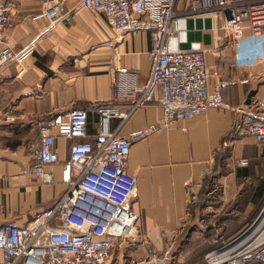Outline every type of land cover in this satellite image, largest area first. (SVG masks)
<instances>
[{"label":"crops","instance_id":"crops-1","mask_svg":"<svg viewBox=\"0 0 264 264\" xmlns=\"http://www.w3.org/2000/svg\"><path fill=\"white\" fill-rule=\"evenodd\" d=\"M0 1L8 8L4 43L14 51L34 48L22 65L0 68V226H22L53 207L69 188L63 181L62 165L77 140L56 138L59 162L46 167L53 181L44 183L32 171L40 123L56 113L85 109L90 135L86 140L93 141L99 132L98 108L127 113L139 98L151 68L147 52L152 36L150 32L116 33L104 15L84 9L81 0ZM188 2L178 0L177 8L185 9ZM54 6L70 20L52 24L46 12ZM202 21L198 19L194 26L184 19L180 42L174 40L173 46L188 48L191 42H201L212 89L220 82L228 83L223 90L224 105L193 120L164 126L132 144L126 162V170L137 179L131 201L138 215L132 245H136L138 234L149 241L189 236L192 228L184 226L202 219L192 214L190 206L201 199L204 189L209 195L220 190V203L205 208H213L211 217L217 220L212 225L226 226L224 236L228 238L236 210L243 224L264 204V144L251 135H239L244 115L264 118V107L258 105L264 101V60L252 55L239 61L221 29L222 20H206L205 27ZM247 50L253 53L254 48ZM119 67L134 71L135 79L119 74ZM119 86L130 93L120 92ZM162 118L158 94L122 126L119 116L111 117L109 129L129 135ZM240 159H246L247 164L238 165ZM223 211L230 216H220Z\"/></svg>","mask_w":264,"mask_h":264},{"label":"built area","instance_id":"built-area-1","mask_svg":"<svg viewBox=\"0 0 264 264\" xmlns=\"http://www.w3.org/2000/svg\"><path fill=\"white\" fill-rule=\"evenodd\" d=\"M80 2L84 9L104 15L118 34L150 32L152 45L147 52L150 72L129 112L117 113L112 107L97 109L99 132L93 141L86 140L90 135L85 109L56 113L40 123V141L33 150L32 171L44 183H51L53 174L46 167L59 162L56 138L77 140L62 165L63 181L69 188L53 207L37 213L28 224L0 226V264H106L116 243L135 233L138 215L131 201L137 179L126 170L132 144L151 137L164 126L193 120L224 105L223 90L228 83L220 82L212 89L206 49L201 42H191L188 48L173 46L174 40L180 42L184 19L194 26L202 19L205 27L206 20L213 22L220 18L239 61L252 55L264 60V0H189L183 10L177 8L178 0ZM46 15L52 24L70 20L57 6L48 9ZM7 23L8 8L0 1V68L11 63L22 65L34 51L33 46L14 51L4 43ZM248 47L254 48L253 53H247ZM116 71L128 76L130 81L136 77L127 67ZM119 91L130 93L123 86H119ZM158 94L163 109L160 121L129 135L110 131L111 117L119 116L122 126L136 109L152 103ZM258 105L264 107V101ZM239 135H251L264 144V118L252 113L244 115ZM237 163L246 165L247 160L240 159ZM263 212L264 207L255 223ZM249 231L225 242H215L205 255V264H264V230L253 243L251 237L255 231ZM239 240L244 243L240 244ZM143 256L127 264L164 261L151 247Z\"/></svg>","mask_w":264,"mask_h":264},{"label":"rangeland","instance_id":"rangeland-1","mask_svg":"<svg viewBox=\"0 0 264 264\" xmlns=\"http://www.w3.org/2000/svg\"><path fill=\"white\" fill-rule=\"evenodd\" d=\"M216 189L217 191H215L212 195L207 194V189H204V191L202 190V193L200 194L201 199H198L196 203L191 204L190 211L192 212V214H198L202 219L199 220L198 224L196 225L184 226V228H192L191 232H189V236L177 235L173 240L149 241L145 240L144 237L138 234L135 243L136 245L131 244V241H133L132 238L129 241L126 237L116 243L115 249L113 251L114 256L112 260H109V262L106 264H127V262H129V260L131 259L141 260L144 257V251L148 247H151L160 257H162L166 264H205V255L213 247L215 242H225L228 239V237L224 236L227 232L226 226L224 227V229H222L219 226L212 225L215 224L214 220H217L211 217L213 208H205L207 204H213V206H216L218 203H220V190L218 188ZM263 207L264 204L262 206H259V208H257L243 224H241V221L243 219H238L240 215L238 214V212H236V210L235 215L237 217H235L234 223L229 225V230L233 229V233H231L229 236H231V238L237 237L239 236V234L247 231V229L251 230L252 228H254V226L259 223L257 221V223L255 224V221L259 217ZM222 215L228 216L229 213H220V216ZM263 215L264 212L261 214L259 221L260 219H262ZM181 231L183 230H178L179 233ZM218 231L219 233L216 234ZM221 237H223V239ZM253 237L254 236H252L251 238ZM137 245H142L143 248H139L137 247Z\"/></svg>","mask_w":264,"mask_h":264},{"label":"bare ground","instance_id":"bare-ground-1","mask_svg":"<svg viewBox=\"0 0 264 264\" xmlns=\"http://www.w3.org/2000/svg\"><path fill=\"white\" fill-rule=\"evenodd\" d=\"M257 218V217H256ZM258 224L257 225H255L254 226V228H252L250 231H254L255 229V232L253 233V238H251V241H252V243L253 242H255L256 241V239L258 238V236H259V232L261 231V230H264V215H263V217H262V219H260V221L258 220ZM257 223V222H256ZM255 223V224H256ZM251 227V226H250ZM248 230V229H247ZM249 231V232H250ZM136 231H135V233H133V234H131V235H129V236H127V238H134L135 237V235H136ZM242 240V239H241ZM241 240H239L238 242H240ZM244 243V240L242 241V242H240V244H243Z\"/></svg>","mask_w":264,"mask_h":264},{"label":"water","instance_id":"water-1","mask_svg":"<svg viewBox=\"0 0 264 264\" xmlns=\"http://www.w3.org/2000/svg\"><path fill=\"white\" fill-rule=\"evenodd\" d=\"M141 264H166V262L165 261L153 262V263H146V262H144V263H141Z\"/></svg>","mask_w":264,"mask_h":264},{"label":"trees","instance_id":"trees-1","mask_svg":"<svg viewBox=\"0 0 264 264\" xmlns=\"http://www.w3.org/2000/svg\"><path fill=\"white\" fill-rule=\"evenodd\" d=\"M88 116H89V113H88ZM89 119V118H88Z\"/></svg>","mask_w":264,"mask_h":264}]
</instances>
